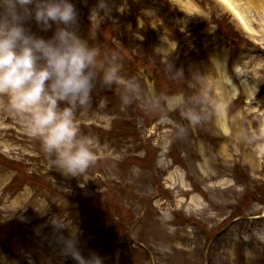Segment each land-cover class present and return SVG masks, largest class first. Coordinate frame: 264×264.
Returning <instances> with one entry per match:
<instances>
[{
	"label": "rangeland",
	"instance_id": "374dc122",
	"mask_svg": "<svg viewBox=\"0 0 264 264\" xmlns=\"http://www.w3.org/2000/svg\"><path fill=\"white\" fill-rule=\"evenodd\" d=\"M259 1L71 0L77 35L115 57L120 80L98 76L77 110L96 154L80 177L50 168L0 98V264H75L59 243L69 230L50 223L65 214L81 253L103 264H264ZM26 27L45 39L56 28Z\"/></svg>",
	"mask_w": 264,
	"mask_h": 264
},
{
	"label": "clouds",
	"instance_id": "9594fccd",
	"mask_svg": "<svg viewBox=\"0 0 264 264\" xmlns=\"http://www.w3.org/2000/svg\"><path fill=\"white\" fill-rule=\"evenodd\" d=\"M92 18L97 20L96 11ZM77 20L71 0H0V98L23 118L28 134L40 139L50 168L71 177L84 176L96 160L95 141L81 133L77 110L90 105L98 76L105 86L120 80L115 57L82 40ZM31 21L42 31L55 25L53 36L33 34L26 27ZM50 223L56 231L69 230L59 238L63 256L75 264H103L98 255L81 253L78 229L67 214Z\"/></svg>",
	"mask_w": 264,
	"mask_h": 264
},
{
	"label": "bare ground",
	"instance_id": "6f19581e",
	"mask_svg": "<svg viewBox=\"0 0 264 264\" xmlns=\"http://www.w3.org/2000/svg\"><path fill=\"white\" fill-rule=\"evenodd\" d=\"M226 4H229V3H231V5L232 6H234V0H223ZM254 2H256V1H254ZM257 2H258V4L256 5V8L257 9H262V7H261V5H260V1L259 0H257ZM240 13V12H239ZM239 16H241L240 18H243V14H241L240 13V15ZM263 21V20H262ZM253 93H254V91H253ZM235 94L236 93H234V96H235ZM224 97V99H223V103L224 104H226V103H231V101H232V99H233V94H231V98L228 96V97H226V96H223ZM218 118H219V120H220V123H221V127L223 128V130L225 131V133H229V129H228V127H227V119H226V115H224V110H223V106H221L220 108H219V116H218Z\"/></svg>",
	"mask_w": 264,
	"mask_h": 264
},
{
	"label": "water",
	"instance_id": "95a60500",
	"mask_svg": "<svg viewBox=\"0 0 264 264\" xmlns=\"http://www.w3.org/2000/svg\"><path fill=\"white\" fill-rule=\"evenodd\" d=\"M144 75L146 76L147 81H148V83L150 85L149 89H150V91L152 93L153 98L157 99V95H156V93L154 91V88H153V78L148 75L146 70L144 71Z\"/></svg>",
	"mask_w": 264,
	"mask_h": 264
}]
</instances>
